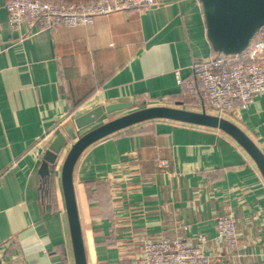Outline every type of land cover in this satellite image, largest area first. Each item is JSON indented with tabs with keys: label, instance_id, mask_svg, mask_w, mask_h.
<instances>
[{
	"label": "crops",
	"instance_id": "obj_1",
	"mask_svg": "<svg viewBox=\"0 0 264 264\" xmlns=\"http://www.w3.org/2000/svg\"><path fill=\"white\" fill-rule=\"evenodd\" d=\"M6 2L0 0V264H74L60 186L65 153L40 174L55 132L112 105H124L115 117L153 106L201 112L176 76L193 82L192 64L212 51L198 0H160L89 26L39 32L25 24L10 29ZM226 120L264 154V94ZM73 186L87 264H130L145 240L198 234L207 237L214 264H264V181L219 130L168 120L129 127L82 152ZM220 215L233 220L238 251L215 241Z\"/></svg>",
	"mask_w": 264,
	"mask_h": 264
},
{
	"label": "built area",
	"instance_id": "obj_2",
	"mask_svg": "<svg viewBox=\"0 0 264 264\" xmlns=\"http://www.w3.org/2000/svg\"><path fill=\"white\" fill-rule=\"evenodd\" d=\"M160 0H76L52 3L47 0H7L3 8L7 25L16 30L23 24L29 30L51 31L59 27L76 28L92 25L97 17L129 10L144 11ZM238 59L244 60L240 62ZM193 82L178 86L196 101L201 111L220 118L236 120L248 111L254 100L264 94V32L259 34L241 57L209 56L191 66ZM162 167H166L161 162ZM215 241L227 251L239 250L233 220L228 215L215 219ZM208 239L172 237L145 240L130 264H214L205 251Z\"/></svg>",
	"mask_w": 264,
	"mask_h": 264
},
{
	"label": "water",
	"instance_id": "obj_3",
	"mask_svg": "<svg viewBox=\"0 0 264 264\" xmlns=\"http://www.w3.org/2000/svg\"><path fill=\"white\" fill-rule=\"evenodd\" d=\"M205 37L213 54L241 57L256 37L264 32V0H198ZM124 106V105H123ZM122 105L98 107L62 125L55 132L43 156L40 169L48 175L65 153L60 170V186L67 219L74 264H87L73 186V169L82 152L90 145L129 127L153 120H168L216 129L235 141L248 155L264 181V154L235 124L204 111L153 106L115 117Z\"/></svg>",
	"mask_w": 264,
	"mask_h": 264
},
{
	"label": "rangeland",
	"instance_id": "obj_4",
	"mask_svg": "<svg viewBox=\"0 0 264 264\" xmlns=\"http://www.w3.org/2000/svg\"><path fill=\"white\" fill-rule=\"evenodd\" d=\"M59 1H65V2H67L68 0H59ZM68 2H72V1H68ZM207 114H209V115H213V116H216V115H214V113L211 112V111H209V113H207Z\"/></svg>",
	"mask_w": 264,
	"mask_h": 264
},
{
	"label": "trees",
	"instance_id": "obj_5",
	"mask_svg": "<svg viewBox=\"0 0 264 264\" xmlns=\"http://www.w3.org/2000/svg\"><path fill=\"white\" fill-rule=\"evenodd\" d=\"M213 55L216 56V54H213V53H212L210 56H213ZM238 60H239L240 62H243V61H244V60H242V59H238Z\"/></svg>",
	"mask_w": 264,
	"mask_h": 264
}]
</instances>
